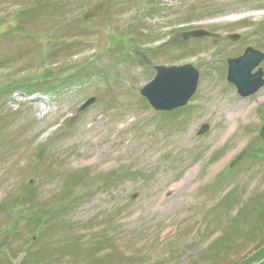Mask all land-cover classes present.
Segmentation results:
<instances>
[{"label":"rangeland","instance_id":"rangeland-1","mask_svg":"<svg viewBox=\"0 0 264 264\" xmlns=\"http://www.w3.org/2000/svg\"><path fill=\"white\" fill-rule=\"evenodd\" d=\"M263 26L264 0H0V264H238L264 245V85L242 96L226 73ZM187 62L188 105L154 110L155 66Z\"/></svg>","mask_w":264,"mask_h":264},{"label":"water","instance_id":"water-1","mask_svg":"<svg viewBox=\"0 0 264 264\" xmlns=\"http://www.w3.org/2000/svg\"><path fill=\"white\" fill-rule=\"evenodd\" d=\"M209 34L204 30H193L184 33L186 39L189 36H202ZM238 36L232 35L236 39ZM264 58V54L259 50L248 47L245 53L237 58H230L228 78L234 82L239 92L248 96L256 92L263 84V70L252 73V70ZM158 72L155 78L145 85L141 92L158 109L170 110L187 103L188 99L195 92L199 78V71L192 64L184 65H159L156 66ZM96 97L89 99L81 108L85 109L96 101ZM75 119V118H73ZM208 126L204 125L200 133L205 132ZM264 137V127L261 129ZM251 147V146H250Z\"/></svg>","mask_w":264,"mask_h":264},{"label":"trees","instance_id":"trees-1","mask_svg":"<svg viewBox=\"0 0 264 264\" xmlns=\"http://www.w3.org/2000/svg\"><path fill=\"white\" fill-rule=\"evenodd\" d=\"M132 54L128 52V58H132ZM181 57V56H180ZM179 56H177L175 58V60H179L178 58H180ZM50 79L48 77H45L43 79H39L38 81H35L36 86H49L50 85ZM32 90V88H31ZM255 152H257V154H260L263 152V147H258L255 149ZM52 215V210H47V211H43L41 213L36 214V216H30L29 220L31 222L33 221H39L40 223L44 222V220L46 219L47 216H51ZM258 228H260L261 226H264V218L261 217L259 220V223L257 224ZM238 264H264V245L259 246V249L256 250L253 254H250L246 257H244L243 259L240 260V262Z\"/></svg>","mask_w":264,"mask_h":264}]
</instances>
